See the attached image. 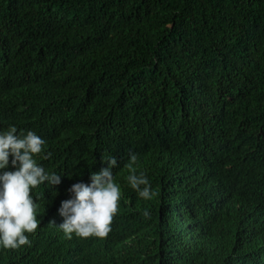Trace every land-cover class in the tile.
I'll list each match as a JSON object with an SVG mask.
<instances>
[{
    "label": "trees",
    "instance_id": "16d2710c",
    "mask_svg": "<svg viewBox=\"0 0 264 264\" xmlns=\"http://www.w3.org/2000/svg\"><path fill=\"white\" fill-rule=\"evenodd\" d=\"M11 125L46 141L37 162L61 176L37 205L108 156L122 197L104 240L42 223L0 264H264V0H0ZM129 151L157 182L150 219Z\"/></svg>",
    "mask_w": 264,
    "mask_h": 264
},
{
    "label": "clouds",
    "instance_id": "9594fccd",
    "mask_svg": "<svg viewBox=\"0 0 264 264\" xmlns=\"http://www.w3.org/2000/svg\"><path fill=\"white\" fill-rule=\"evenodd\" d=\"M45 143L34 131L14 125L0 131V251L13 254L21 247H30L31 238L42 223L49 227L57 223L68 239L73 236L104 239L110 235L122 197L112 170L118 164L117 159L103 157L108 167L97 168V172L91 174L90 184L73 181L59 200L48 197L47 202L37 205L32 195L34 189L45 182L49 186L61 183L60 174L47 171L37 162V158L48 160L52 156L50 151L45 152ZM138 159L137 153H127L124 165L129 170L127 184L141 200L143 217L150 219L143 200L153 199L157 182L152 186L146 172H137L134 165ZM29 264L42 263L32 260Z\"/></svg>",
    "mask_w": 264,
    "mask_h": 264
},
{
    "label": "bare ground",
    "instance_id": "6f19581e",
    "mask_svg": "<svg viewBox=\"0 0 264 264\" xmlns=\"http://www.w3.org/2000/svg\"><path fill=\"white\" fill-rule=\"evenodd\" d=\"M136 209V208H135ZM104 240V239H103ZM114 240V239H113Z\"/></svg>",
    "mask_w": 264,
    "mask_h": 264
}]
</instances>
